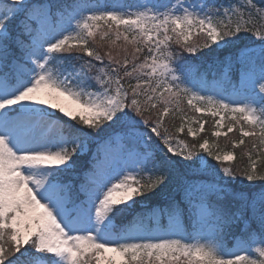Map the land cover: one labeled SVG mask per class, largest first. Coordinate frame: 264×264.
<instances>
[{"label":"snow or ice","instance_id":"6c2138e0","mask_svg":"<svg viewBox=\"0 0 264 264\" xmlns=\"http://www.w3.org/2000/svg\"><path fill=\"white\" fill-rule=\"evenodd\" d=\"M110 2L0 0V264H264V183L236 187L264 181V7L174 0L125 10ZM246 33L260 43L246 44ZM74 52L80 62L63 68L62 54ZM197 53L221 68L222 93L207 94L205 74L186 58ZM185 104L219 117L217 140L238 130L233 149L250 139V164L226 166L234 150L169 132L170 115L182 121L178 134L205 132L207 120L187 117ZM93 133L107 136L105 159L77 188L62 178ZM173 182L178 200L133 214L137 197Z\"/></svg>","mask_w":264,"mask_h":264},{"label":"trees","instance_id":"16d2710c","mask_svg":"<svg viewBox=\"0 0 264 264\" xmlns=\"http://www.w3.org/2000/svg\"><path fill=\"white\" fill-rule=\"evenodd\" d=\"M255 1L257 2V4L260 7H264V0H255ZM52 2H59V3H73V2L82 3L83 2V3H88L89 0H52ZM245 43L249 45L250 42L247 39L245 41ZM177 50L178 49H176L174 46V51H177ZM204 51L206 52L208 50L205 49ZM78 54H75V52L70 53V54H62L63 57L65 58L64 64L62 67L70 70L74 64H78L80 61L73 59V57L77 56ZM201 55H202L201 53H197V54H195L194 57L188 56L186 58L192 60L193 63L199 64L200 71L205 74V79L208 82H214V81L219 82V83L223 82L227 85L226 81L222 78L221 68L214 63H210L208 60L200 59ZM232 79L234 81L236 79H238V72L233 71ZM227 86L229 87V85H227ZM61 117L63 118V120L65 122H69L72 125H76V121H70V120L66 119V117L64 118V116H62V115H61ZM201 117L204 120H207V124H205L206 130H205V132L200 133V136L198 139L193 140L192 138H189L187 136L188 137L187 139L191 142L192 145L193 144L198 145L204 138L212 139L216 143L219 144V147L221 149L230 150V151L234 150L236 152L237 160L232 163L235 168L242 169L243 167L250 164L248 156L246 155L248 148L251 147L252 141L250 139L246 138V145L245 146H241L240 148L233 149L231 141L240 139L238 130L233 132V133H230L229 137L227 139L224 137H221L217 140V138L211 136V132L214 131V120L216 118L212 117L210 115H203ZM167 121L170 123L181 124V120L178 117L173 118L171 115L169 117L165 118V122H167ZM76 126L79 127V125H76ZM93 134H95V133H93ZM96 135L97 134H95V136ZM181 136H182V134H181ZM91 146L93 148V145H91ZM253 158H256L255 153L253 154ZM76 162H77L76 163L77 167H88V165H90V163L87 161V156L77 157ZM83 163H85L86 165L81 166ZM257 165H258V170L264 171V159H258ZM262 183H264V181H258V184H262ZM249 184H251V183H249ZM249 184H247V185H249ZM173 198H176L177 200L180 198V194H179L177 188L175 187V182H173V184L169 185L167 188H164L163 191H161L160 189H157L154 193H149L147 196L138 197L137 200L139 201V203H137L136 207L133 209V214L149 213L153 210V207H156V206H158L161 210L165 209L169 205V202ZM143 201H145L146 204L143 203ZM130 220H132V214L118 218L117 224L126 225ZM167 223H168L167 216L162 217V219L160 221V225L166 226ZM154 226H155V224L152 225V227H154ZM186 227H187L188 231L191 230L190 226L186 225ZM238 234H239V228H234L233 230H231L229 232V234L225 237L227 242H228V243H226L227 247L230 248L234 244V240L233 239L230 240L229 237H234L235 235H238Z\"/></svg>","mask_w":264,"mask_h":264},{"label":"rangeland","instance_id":"374dc122","mask_svg":"<svg viewBox=\"0 0 264 264\" xmlns=\"http://www.w3.org/2000/svg\"><path fill=\"white\" fill-rule=\"evenodd\" d=\"M96 2H97V0H89L88 3H96ZM99 2L101 4H103L104 3V0H99ZM170 2H174V0H111L110 4L108 6H111L112 4H117V5H120L122 8H124L125 10H136L137 8H140L143 5H147L149 7H151L152 5L163 6L164 4H168ZM190 2H191V0H190ZM197 2H201V0H197ZM203 2L206 3V4H208V5H217V6H219L221 4L227 5L229 2H231V3L235 4L236 6H242L244 4L245 0H203ZM78 3H80V2H78ZM245 35L247 36V39L250 42L249 45H253V44L258 45L260 43L259 38L255 37L253 33H246ZM75 54H78V53H75ZM54 67H55V65H54ZM89 83L90 84H93V90H95L96 89V86L94 85V82L93 81H89ZM208 85H209V90H208V93L207 94H209V95H217L218 93H222V90L224 88H227L226 85H224L223 83L208 82ZM188 86L189 87H193L191 84H189ZM194 90L199 91L200 89L199 88H194ZM213 90H215V91H213ZM232 98L239 99L240 97L237 96L235 93H233L232 94ZM49 111H55V110L49 109ZM61 115L63 116L62 113H59L58 111H56V116L57 117H61ZM185 115L187 117L196 116L198 119L204 120L201 117V114L192 112L188 108V106L186 104H185ZM224 115H225V124H227L228 121H229V119H230V114H224ZM65 117L66 116H64V118ZM215 118L216 119H219V117H215ZM66 119L69 120L68 117H66ZM215 120H214V122H215ZM184 122L186 123V121H184ZM165 124L168 127L169 132H171L174 136H178L179 139H182L186 143H188L189 145H192L191 142L187 139L188 137L189 138H192V137H190L188 135L187 129H185V132L181 136V134H178L175 131L176 127H179L180 124L170 123L168 121L165 122ZM192 127L197 128L198 125L197 124H192ZM224 130L226 131V128ZM115 131H118V130H115ZM93 135H95V134H93ZM192 139L194 140V138H192ZM106 140H107L106 134L100 133V134L96 135L95 136V140L93 142H91V145H93V148H92V146H90L89 149L86 151V155H88L89 154V151L91 149H96V151L93 154H91L93 162L91 163V165H88V168L89 169L87 168V170H84V174H83V176H81L79 174V170L77 171V169L75 167L74 172L73 171H70V172L74 173L73 179H71V178H69V177H67L65 175L62 178L63 181L64 182H70L73 185H75L77 188H79L82 184H86L87 183L86 177H90L91 176V172H92V170H94L96 168L97 162L98 161H103L105 159V144H106ZM209 141L211 143L214 140L209 139ZM95 145H97V146H95ZM120 153H121V148H120L119 137L118 136H114L113 137L112 144H111V153L110 154H111V156L118 157L120 155ZM203 154L204 153L200 152V155H203ZM212 163L215 164L216 162L215 161H212ZM232 163H231V165H226V166H233ZM84 165H86V164L83 163L81 166H84ZM145 177H147V173H145ZM74 182H77V183H74ZM249 183H251V184H253L255 186L260 185V184H258V181H255V182H247V181H245L244 184L237 185V187L247 188L248 187L247 184H249ZM83 198H84L83 193H81V199H83ZM136 199H138V197ZM143 203H145V201H143ZM153 209H156L157 211H160L161 210L158 206L153 207ZM161 228H163V226H161ZM186 230H187V227H186ZM187 232H188V230H187ZM190 232L193 235L196 234L195 232H193L192 228H191ZM229 239L232 240L233 237H229ZM226 243H228V242H227V240L225 238V244ZM235 243H236V241H235ZM232 247L233 246H231L230 248H232ZM41 264H49V262L47 260H44V261L41 262Z\"/></svg>","mask_w":264,"mask_h":264}]
</instances>
